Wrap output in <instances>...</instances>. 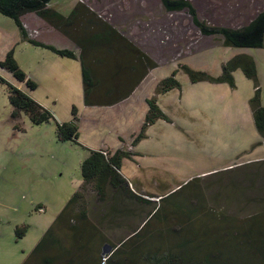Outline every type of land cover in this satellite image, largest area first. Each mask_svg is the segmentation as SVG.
<instances>
[{
    "label": "rangeland",
    "instance_id": "obj_1",
    "mask_svg": "<svg viewBox=\"0 0 264 264\" xmlns=\"http://www.w3.org/2000/svg\"><path fill=\"white\" fill-rule=\"evenodd\" d=\"M84 1L123 32L157 68L135 83L137 75L113 78L102 67L103 80L90 98L103 107L86 108L81 62L22 41L21 33L15 37L14 31H19L15 22L0 15V32L6 34L0 35V62L5 53L13 51L19 68L37 88L31 91L1 67L0 79L28 94L55 117L54 122L41 126H34L24 113L13 120L8 87L0 81V264H23L55 224L83 184L81 166L88 157L87 147L106 141L112 153L137 155L131 142L149 112L142 100L146 96L157 101L171 122L159 120L149 127L146 138L137 145L142 154L140 164L135 163V157L124 160L121 171L134 183L137 195L155 202L142 216L149 217L155 209L158 215L141 231L145 220L138 222L130 214L139 208L134 199L118 194L120 197H111L101 205L91 192L87 196L91 234L82 230L83 234L69 237L68 230H56L55 237L62 238L66 248L54 246L41 252L55 255L54 259L59 254L55 264H64L71 257L80 264H93L95 259L109 257L115 250L110 246L118 247L141 231L149 245L144 239L136 243L144 242L146 252L165 240V247L178 262L210 256L213 264H264V164L245 166L264 161V140L255 128L250 103L255 81L239 69L233 74L234 88L193 83L183 69L187 66L218 78L228 61L251 57L257 65L264 106V49L226 47L221 36L201 35L187 12L165 11L161 0ZM187 1L198 19L210 27L240 29L264 11V0ZM80 2L53 0L51 5L66 16ZM27 23L32 32L39 28L31 20ZM37 34L54 47L75 48L49 27ZM173 72L181 88L156 95L160 82ZM141 83L143 88L121 106L129 98L125 92L134 91ZM108 90L113 95H107ZM112 104L120 107L105 109ZM75 119L80 146L59 142L56 123ZM17 124L19 129H15ZM115 211L118 214L114 215ZM21 227H27L28 232L20 239L16 230ZM138 262L146 264L144 259Z\"/></svg>",
    "mask_w": 264,
    "mask_h": 264
},
{
    "label": "trees",
    "instance_id": "obj_2",
    "mask_svg": "<svg viewBox=\"0 0 264 264\" xmlns=\"http://www.w3.org/2000/svg\"><path fill=\"white\" fill-rule=\"evenodd\" d=\"M52 1L53 0H0V15L10 18L15 22L25 42L49 50L51 53L61 58L80 60L83 73L84 97L87 106H95V103H97L94 98H90V95L98 89V86H100L103 80L101 78L103 76H101V74H103L101 71V69H103L102 67L106 68L107 73L111 74L113 78L118 77L120 74V76L124 74L125 76L132 77L137 75L136 81H134L135 83H138V81L140 83L150 71L157 68L156 64L148 55L142 53L141 50L136 48V46L123 36V34L101 16L96 14L85 3L80 2L72 13L65 17L59 12L49 8ZM161 2L165 11L168 13L187 12L201 35L206 37L221 36L226 47L264 49V11L259 13L248 25L240 29L218 28L210 27L204 22H201L198 19L195 8L187 0H161ZM28 14H36L68 37L79 49V57L74 51L60 50L54 46L32 40L22 23V18ZM119 63H122L123 66L120 67ZM0 67L8 71L14 79L24 84L31 91L37 88L36 84L19 68V65L14 59L13 51L8 53L6 58L0 62ZM183 69L190 76L193 83L207 82L211 84H228L231 88L235 87L233 74L237 70L242 69L245 76L255 81L256 84L255 95L250 103L255 128L264 140V106L262 105V90L257 77V65L253 58L248 56L235 57L224 64L222 75L218 78L212 77L206 72L193 71L187 66H184ZM0 81L8 87L9 101L13 108L11 115L13 120L17 121L21 113H24L29 117L30 122L34 126H41L55 121L53 114L34 101L28 94L4 79H0ZM180 88L181 84L176 78V72H173L171 76L160 82L156 90V95H165ZM132 92L133 90L129 92L126 91L125 93L129 97ZM111 93L112 90H108L107 95H113V93ZM147 105L149 107V112L141 126V131L132 142L133 147H137V145L146 138L147 129L157 121L163 120L171 122V119L163 112L155 99L147 100ZM77 121L78 120L75 119L71 123H56L57 139L59 142H70L80 146ZM15 129H19L18 124L15 125ZM89 153V156L84 160L81 166L83 178L82 186L70 199L62 213L58 216L55 224L33 251L30 262L34 260L38 262L37 260H41L42 264H55V260L58 258L59 254L57 258L54 259L55 255H50L49 252L41 251L51 249L54 246L61 249L66 248V245L62 244V238L55 237L54 233L56 230L63 228L64 230H68L66 234L67 236L69 235V237L71 234H76V236H78V234H83L82 230L91 234V230L89 229L90 225H87L89 217L87 196L91 192L96 195L97 202L101 205L108 203L111 197H113L112 199H114V197L118 198L121 194L134 199L136 203L139 204V207L145 206L147 209V207L149 208L154 205L153 203L155 202L153 200L146 199L134 193L130 188L129 182L122 175L121 169L124 160H132V158L136 156L135 154L127 151L112 153L107 150L89 151ZM254 163H248L245 164V166L250 164L262 165L264 161ZM261 201L264 203L263 200ZM158 213L159 210L155 209L150 216L148 215L149 217L138 216V222H143L145 220L144 227L141 231L150 224L151 220L155 218ZM118 217H120V215ZM72 223H75V225ZM27 231V227L18 228L16 230L17 237H24ZM141 231L133 233L134 235L129 239L119 244V248L109 245L112 249L115 248V250L113 249V252L108 258L104 257L107 258L106 264H139L138 261L140 259H144L146 264H213L210 256H206L202 261L189 260L178 262L171 251L165 247V240H161L160 244L154 245L153 249H149L146 252L143 248L144 242L136 243L138 240L144 239L146 240V246L149 245L150 241L147 240L146 237L143 238L144 234L142 235ZM105 245L108 246V244ZM83 248L82 244L81 246L79 245V249L82 250ZM133 250L135 252H133ZM136 251L137 253L139 252L137 255ZM143 252L144 255H141ZM102 262L103 260L97 262L95 259L93 264H102ZM62 263L77 264L79 262L71 257L69 260H64Z\"/></svg>",
    "mask_w": 264,
    "mask_h": 264
},
{
    "label": "crops",
    "instance_id": "obj_3",
    "mask_svg": "<svg viewBox=\"0 0 264 264\" xmlns=\"http://www.w3.org/2000/svg\"><path fill=\"white\" fill-rule=\"evenodd\" d=\"M81 2H83V3H85V1L84 0H81ZM52 4V3H51ZM49 5V8H51V9H53V10H55V11H57V12H59L58 10H56L55 8H53V6L52 5ZM92 9V8H91ZM93 10V9H92ZM94 11V10H93ZM60 13V12H59ZM61 14V13H60ZM61 15H63V14H61ZM64 16V15H63ZM68 15H66L65 17H67ZM28 20H31L32 21V23L34 24V25H38L39 26V28H36V30L34 31V32H32L30 29H29V27H28ZM22 23L24 24V26H25V29L27 30V32L28 33H30V36H31V38H32V40H34V41H36V42H39V43H42V44H46V45H50V43H48L47 41H43L42 39H38V37H37V35H39V34H37V32H42L43 30H44V28L45 27H49V28H51V29H53V30H56L54 27H52L50 24H48L45 20H43V19H41L40 17H38L36 14H28V15H26V16H24L23 18H22ZM49 25V26H48ZM115 28V27H114ZM115 29H117V28H115ZM42 30V31H41ZM121 34H123V36H125L126 37V35L123 33V32H121L119 29H117ZM57 31V33H58V36L59 35H61L59 32H58V30H56ZM19 31H14V34H15V37H17L18 35H19ZM6 35L4 32H0V35ZM65 36V35H64ZM60 37V36H59ZM66 37V36H65ZM66 38H68V37H66ZM127 38V37H126ZM38 39V40H37ZM68 41H70L72 44H74L69 38L67 39ZM22 41H23V39H22ZM75 45V44H74ZM51 46H53L52 44H51ZM55 48H57V47H55ZM57 49H60V50H71V51H74L75 53H76V55L79 57V55H80V51H79V49L75 46V48H71V47H65V48H57ZM11 51L9 50L7 53H5L4 54V59L6 58V56L8 55V53H10ZM55 55V54H54ZM57 56V55H56ZM59 57V56H58ZM64 59H66V58H64ZM77 61H80L79 59H77ZM2 62V61H1ZM79 66V65H78ZM81 67V66H80ZM79 67V68H80ZM79 71V70H78ZM142 84L143 83H141V85L137 88V89H135L132 93L133 94H131L130 96H129V98H128V100L126 101V102H122L123 104L121 105V106H124V105H126L127 103H129L131 100H132V98L135 96V93L136 92H138V91H140L142 88H143V86H142ZM151 96H146L144 99H142L143 100V103H144V105H146L147 104V100L150 98ZM119 104H121V103H119ZM119 104H114V105H108V106H105L106 108L105 109H107V110H111V111H115L117 108H119L120 107V105ZM103 106H93V107H90V108H102ZM86 108H89V106H86ZM124 110H125V108H124ZM79 121H82V119H80ZM142 125V124H141ZM98 128L100 129V126H98ZM96 129V132H97V130L99 131V129ZM117 139H118V141H121V136H117L116 137ZM121 138V139H120ZM104 142V144H102ZM101 144H97V147H91L90 146V148L89 147H87V149H88V152L89 151H100V150H107V151H110V152H113L112 151V149L110 148V146L109 145H105V143H106V141H103ZM126 144H127V142H125ZM132 143V142H131ZM106 146V147H105ZM109 146V147H108ZM121 146H122V142H121ZM121 148V147H120ZM135 153L137 154L136 156H134L135 157V160H136V162L135 163H137V164H140L139 163V160H138V157H140L142 154L141 153H138V151H137V147H136V149H135ZM89 154L90 153H88V156H89ZM87 158V157H86ZM253 161H255V160H252V162ZM133 162V161H132ZM134 163V162H133ZM124 165V164H123ZM137 167L138 168H142V166H140V165H137ZM140 168V169H141ZM228 168V167H227ZM228 169H230V168H228ZM224 170H226V169H224ZM204 175V174H203ZM127 181L129 182V184H130V187L132 188V191L134 192V193H136V191H135V186L133 185L134 183H132V181H129L128 179H127ZM136 188H137V186H136ZM141 188H142V186H141ZM80 189V188H79ZM137 194V193H136ZM145 198V197H144ZM146 199H148V198H146ZM148 208V207H147ZM115 209L117 210V208L115 207ZM133 209V208H132ZM119 210L121 211V207L119 208ZM147 212H148V210L146 209V207L145 206H140L139 208L137 207V208H135V209H133V210H131V212H130V214L132 215V216H134L135 218H136V220H138V216H142V215H144V214H147ZM116 214H118V212L117 211H115V213H114V215H116ZM21 228H23V227H21ZM28 232V231H27ZM27 234V233H26ZM26 236V235H25ZM24 236V237H25ZM24 237H22V238H24ZM21 239V238H20ZM36 249V248H35ZM34 249V250H35ZM111 249V248H110ZM33 250V251H34ZM33 251L28 255V256H26V258H25V260H24V263L23 264H42V261L41 260H38L39 262H35V260L33 261V262H30V260H31V258H32V253H33ZM47 257V256H46Z\"/></svg>",
    "mask_w": 264,
    "mask_h": 264
},
{
    "label": "built area",
    "instance_id": "obj_4",
    "mask_svg": "<svg viewBox=\"0 0 264 264\" xmlns=\"http://www.w3.org/2000/svg\"><path fill=\"white\" fill-rule=\"evenodd\" d=\"M106 260L107 258H104L102 264H106Z\"/></svg>",
    "mask_w": 264,
    "mask_h": 264
}]
</instances>
